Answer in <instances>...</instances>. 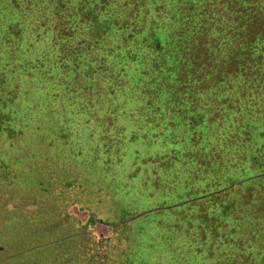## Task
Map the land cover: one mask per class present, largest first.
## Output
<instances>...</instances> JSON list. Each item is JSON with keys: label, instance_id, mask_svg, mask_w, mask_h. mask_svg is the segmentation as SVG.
<instances>
[{"label": "trees", "instance_id": "obj_1", "mask_svg": "<svg viewBox=\"0 0 264 264\" xmlns=\"http://www.w3.org/2000/svg\"><path fill=\"white\" fill-rule=\"evenodd\" d=\"M33 1L27 0L23 11L13 8L5 27L13 43L24 28L28 40L34 37L37 45L19 47V59H10L6 49L0 48L6 61L0 65V178L13 181L14 185L9 184L12 190L22 189V180L32 183L33 179L45 181V189L52 164L66 169L73 166L78 175L86 166L81 156L87 149L79 152L60 104L63 88L57 90L53 58L67 55L77 45L66 44L67 39L78 37L75 28L92 42L95 33H101L94 40L98 44H91L90 57L84 51L80 58L81 50L68 57L70 69L58 71L60 86L69 75L85 76L78 57L88 64L98 61L101 68L93 75L102 78L110 95L117 87L118 75L111 69L116 61L119 68H126L127 61L134 66L145 63L133 86V95L142 98L144 106L136 122L145 125L148 115L160 114L157 123L168 130L179 123L194 127V136L203 143L185 146L181 157H197L202 166L209 162L215 173L208 184L199 180L200 186L194 187L198 191L184 197L175 193L173 202H156L142 213L119 205L121 226L109 225L107 239L94 234L98 220H91L87 240L102 246L98 264H148L139 252L136 235L129 233L131 220L162 215L172 219L166 227L164 222L156 226L164 227L159 241L168 245L172 264H264V155H249L244 168L238 165L240 155L254 152L251 137L264 148V0ZM36 12H45L40 22L27 19ZM10 47L17 51V45ZM136 50L145 52V61L135 59ZM214 122L217 125L212 130ZM199 126L205 133L195 131ZM131 134L134 131H123L118 143L136 145ZM134 153L133 159L138 157ZM164 159L163 166L158 161L150 164L156 169L164 167ZM90 170L93 178L109 182L110 192L108 168L103 169L98 161ZM165 172L169 170L161 169L160 176ZM178 178L173 172L175 185L180 184ZM46 194L34 195L44 199ZM3 196L23 217L25 207L17 206L18 194L9 191ZM104 213L111 214L106 209ZM178 240L183 252L178 250ZM122 241L125 249L120 248ZM149 250L147 256L153 253Z\"/></svg>", "mask_w": 264, "mask_h": 264}, {"label": "rangeland", "instance_id": "obj_2", "mask_svg": "<svg viewBox=\"0 0 264 264\" xmlns=\"http://www.w3.org/2000/svg\"><path fill=\"white\" fill-rule=\"evenodd\" d=\"M38 1L34 0L32 4ZM26 2L27 0H0V26L5 28L0 29V48L6 49L10 59H19V47L25 48L27 43L32 42L34 43L30 47L37 45L34 37L31 41L28 40L24 28L18 36V41L14 43L6 32L9 29L5 27L9 21L7 17L11 15L9 12L13 8L23 11L24 6L27 5ZM44 13L36 12L27 19L32 18L34 22H40ZM75 30L78 37L67 39L66 44L72 45L77 42V45L70 47L67 55H62V58L60 56L53 58L56 64L53 73L60 87L57 89L56 85V89L60 92L63 88V93L59 97L62 100L60 104L63 108L65 107L63 110L66 111L70 121L75 144L80 153L86 152L87 149V154L81 156L86 166H82L78 175L73 166L66 169L59 163L52 164L49 167L50 177L45 184V189L42 187L45 181L42 183L39 179H33L32 183L22 180L20 182L22 189L12 190L9 184L11 185L13 181L6 182L3 177L0 178V264H98L102 246L89 244L87 240V229L91 227V220H98L94 225V234L101 239H107L111 235V225L116 228L121 226L119 222L123 213L121 207L142 213L139 211L144 210L145 207H153L156 202L160 203L164 200L173 202L177 194L184 197L198 191L194 190V187L200 186L199 180L208 184L215 173L209 162L202 166L199 165L200 161L197 157L189 159L181 157L185 146L203 143V139L194 136V127L179 123L173 124L172 131L168 130L164 125L157 123L161 117L160 114L151 117L148 115L147 122L152 121L151 123L146 122L144 125L143 122L140 124L136 122L138 113H142L141 109H144V106L140 102L142 98L139 100L133 95L135 92L133 86L140 77L137 74L144 71L145 63L134 66L127 61L126 68H119L116 61L111 69L118 75L115 82L117 87L113 88L110 95L102 78L93 75L97 68H101L98 61L88 64L87 61L80 59L83 58L84 51L89 53L88 57H90L91 44L93 42L98 44L95 41L102 34L95 33L96 36L93 37L95 41L92 42L83 32L78 31L77 28ZM13 45H17V51L14 47H10ZM8 47H10L9 50ZM79 50L82 53L79 55L80 58H77L78 65L84 67L85 76L83 74L69 75L64 79L65 85L60 86L62 78L59 77L58 71L70 69L71 62L68 57ZM133 53L137 55L135 59L139 60L141 57L140 61H145V52L136 50ZM4 58L0 56V65L6 62ZM74 59L76 60L75 56ZM109 74L112 72L103 76ZM120 93L125 95L121 96ZM150 99L152 96H149ZM165 123L166 121L163 120V124ZM216 125L217 122L211 125L212 130ZM129 130L135 133L131 134V139L136 145H129L127 142L118 143V138L123 136V131ZM207 130H210V126ZM195 131L199 134L205 133L204 127L201 126ZM112 137H115L114 140ZM250 146L254 152L244 153L238 160V165L243 168L245 167L244 158H248L249 155H264V148L261 150V143L255 136L251 137ZM134 151H137L139 158L133 159ZM190 154L193 155V153ZM160 158H165L166 166L156 169L150 163L158 161L161 162L160 166H163L165 161L162 162ZM98 161L103 169L108 168L106 176H109L107 180L112 185L110 192L107 190L109 182L102 178H93L91 175L90 165ZM161 169H168L169 172L162 173L160 176ZM173 172L178 173L179 185H175V179H171ZM151 185L160 187V190H154L150 187ZM33 186H36L34 187L36 191L32 194ZM9 191L18 194L19 199L16 204L21 209L25 207L23 217L19 215L20 211L16 212L5 203L3 195ZM46 191L44 199L34 195H41ZM104 209L111 214L104 213ZM171 220L163 215L131 220L129 233L132 236L136 235L139 252H143L144 260L148 264H172L168 245L159 241L163 238L164 227L171 224ZM163 222L165 226L159 230L156 226ZM180 241L177 242L178 250L183 252L181 250V248L184 249L183 244ZM125 247L126 242L122 241L120 248L125 249ZM149 248L153 250V253L147 256L146 253H150ZM97 254L99 257L96 256Z\"/></svg>", "mask_w": 264, "mask_h": 264}]
</instances>
